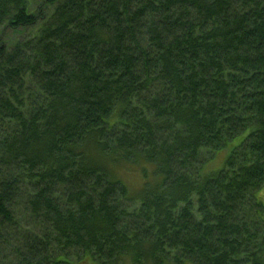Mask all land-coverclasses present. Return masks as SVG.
Returning <instances> with one entry per match:
<instances>
[{
  "label": "trees",
  "instance_id": "1",
  "mask_svg": "<svg viewBox=\"0 0 264 264\" xmlns=\"http://www.w3.org/2000/svg\"><path fill=\"white\" fill-rule=\"evenodd\" d=\"M187 262L264 264V0H0V264Z\"/></svg>",
  "mask_w": 264,
  "mask_h": 264
},
{
  "label": "rangeland",
  "instance_id": "2",
  "mask_svg": "<svg viewBox=\"0 0 264 264\" xmlns=\"http://www.w3.org/2000/svg\"><path fill=\"white\" fill-rule=\"evenodd\" d=\"M241 140L242 138L234 140L229 145H227V147L224 148L219 154H216L214 156V159L205 166L203 172L204 175H209L210 173H214L221 169L223 167L225 158L228 156L230 151L241 142ZM115 176L125 184L131 196H136L140 192L143 180L140 172L137 169H132L130 171L121 170L116 173ZM185 264L191 263L187 262Z\"/></svg>",
  "mask_w": 264,
  "mask_h": 264
}]
</instances>
